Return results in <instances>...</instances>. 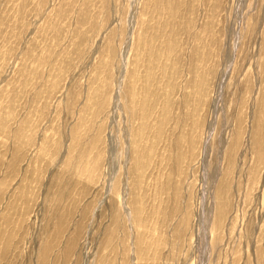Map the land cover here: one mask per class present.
Segmentation results:
<instances>
[{
  "label": "rangeland",
  "instance_id": "rangeland-1",
  "mask_svg": "<svg viewBox=\"0 0 264 264\" xmlns=\"http://www.w3.org/2000/svg\"><path fill=\"white\" fill-rule=\"evenodd\" d=\"M0 264H264V0H0Z\"/></svg>",
  "mask_w": 264,
  "mask_h": 264
}]
</instances>
